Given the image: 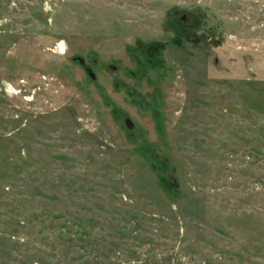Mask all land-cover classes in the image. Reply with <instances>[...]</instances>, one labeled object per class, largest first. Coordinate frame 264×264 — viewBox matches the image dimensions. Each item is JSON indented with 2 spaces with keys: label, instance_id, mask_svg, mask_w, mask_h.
I'll return each mask as SVG.
<instances>
[{
  "label": "rangeland",
  "instance_id": "1",
  "mask_svg": "<svg viewBox=\"0 0 264 264\" xmlns=\"http://www.w3.org/2000/svg\"><path fill=\"white\" fill-rule=\"evenodd\" d=\"M0 264H264V0H0Z\"/></svg>",
  "mask_w": 264,
  "mask_h": 264
}]
</instances>
